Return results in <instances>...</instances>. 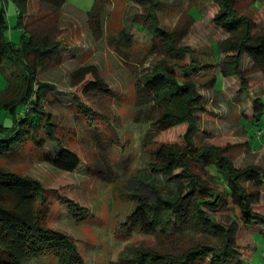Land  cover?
I'll return each mask as SVG.
<instances>
[{
	"label": "rangeland",
	"instance_id": "obj_1",
	"mask_svg": "<svg viewBox=\"0 0 264 264\" xmlns=\"http://www.w3.org/2000/svg\"><path fill=\"white\" fill-rule=\"evenodd\" d=\"M96 1L65 0L61 5L57 0H28L23 25L19 24L21 15L15 1H3L9 23L6 34L11 41L20 44L22 29H27L26 34L33 33L59 45L39 69V78L57 87L52 94L54 103L46 105L57 125L54 134L76 152L81 163L75 171L51 164L46 154L53 153L55 142L43 133L38 145L27 142L1 165L42 181L50 198L45 222L76 242L82 258L79 264H133L136 252L146 247L180 252L186 241L166 231L146 233L128 217L137 203L129 193L156 197V188L145 185L148 174H157L151 166L153 151L163 143L184 145L188 127L181 124L160 129L153 123L159 109L144 92L137 91L147 72L162 60L174 65L178 74L182 72L181 65H189L193 59L206 64L208 70L192 75L204 96L196 115L197 142L222 146L237 167L255 166L264 173V67L244 54L241 78L227 76L223 89L215 88L217 77L219 88L222 86L218 73L223 64L240 53L229 49L225 40L229 35L213 21L219 10L214 0H145L144 4L135 0H100L93 14L88 15ZM149 7L156 10L162 27L175 32L178 53H169L163 36L147 33ZM236 8L239 16L251 18L264 29V0H236ZM123 29L134 40L128 52L126 40L120 38ZM82 67H89L91 73L84 79L72 78ZM12 76V68L0 70L1 97L8 94ZM241 79L247 80V89ZM76 96L91 108L88 114L93 118L92 126L86 115L75 108ZM259 101L263 104L259 122L248 125L246 121L253 119L254 106ZM0 122L11 125L13 114L0 109ZM259 128L263 130L262 138L258 137L262 135L257 133ZM195 171L207 185L221 188L200 163L195 165ZM156 179L158 189L167 194L172 183L169 185L164 177ZM258 187L261 194L255 210L264 215V188ZM64 197L76 203L77 212L61 200ZM261 231L262 226L256 223L250 229H240L242 261L264 264ZM25 264L60 263L48 257Z\"/></svg>",
	"mask_w": 264,
	"mask_h": 264
},
{
	"label": "trees",
	"instance_id": "obj_2",
	"mask_svg": "<svg viewBox=\"0 0 264 264\" xmlns=\"http://www.w3.org/2000/svg\"><path fill=\"white\" fill-rule=\"evenodd\" d=\"M3 1L6 0H0V70L12 68L13 76L8 84V94L0 96V109L5 108L13 114V123L0 122V264H25L48 257H54L60 264H79L82 258L76 242L70 235L51 228L45 222L50 198L42 181L1 165V161L13 156L27 142L38 145L43 133L44 137L46 134L48 140L55 142L54 155L46 154L51 164L75 171L81 163L76 152L65 147L54 134L57 125L46 105L54 103L52 94L57 87L39 78V69L53 57L59 45L33 33L26 34L27 29H22L20 44L11 41L6 34L9 23ZM14 1L21 15L19 24L23 25L22 17L28 0ZM214 1L219 4V10L213 21L216 27L229 35L225 39L229 49L240 53L230 62H225L218 73L223 81L219 88L217 77L215 88L222 90L227 76L241 78L244 54H249L264 67V29L258 28L257 22L251 18L237 14L236 0ZM57 2L65 4V0ZM99 3L97 0L88 15L93 14ZM157 15L155 9H147V33L163 36V45L173 53L177 49L178 37L159 24ZM120 38L126 40L124 45L128 52L133 37L123 29ZM205 65L193 59L189 65H181L182 72L178 74L174 65L159 61L147 72L143 85L137 89L158 107L159 116L153 123L160 129L181 124L188 127L184 145L163 143L153 151L151 166L157 174L152 177L153 174H148L145 185L156 188V197L149 199L137 191L129 193L137 203L128 217L146 233L166 231L181 235L186 241L180 252H159L146 247L142 252H136L133 264H248L247 259H241L240 229H250L255 223L259 224L264 240V215L255 210L261 194L258 185L264 188V173L255 166L239 168L225 153L224 147L199 144L196 140V115L201 110L204 96L198 80L192 75L208 70ZM88 68L77 69L72 78L79 76L84 79L91 73ZM241 81L247 89V80ZM258 103L254 106L253 122L246 121L248 125L259 122L263 104ZM74 106L80 114L86 115L88 125L92 126L93 118L88 114H91V108L78 96L74 99ZM262 131L261 128L257 131L258 135L262 134L259 138L263 136ZM198 163L221 188L205 183L202 175L195 171ZM156 177L166 178L169 185L172 183L167 194L158 189ZM140 181L143 183V179ZM61 200L77 212L76 203L71 199L64 197Z\"/></svg>",
	"mask_w": 264,
	"mask_h": 264
}]
</instances>
